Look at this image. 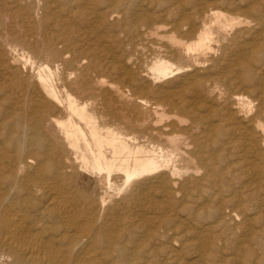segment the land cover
<instances>
[{"label":"bare ground","instance_id":"bare-ground-1","mask_svg":"<svg viewBox=\"0 0 264 264\" xmlns=\"http://www.w3.org/2000/svg\"><path fill=\"white\" fill-rule=\"evenodd\" d=\"M0 264H264V0H0Z\"/></svg>","mask_w":264,"mask_h":264}]
</instances>
